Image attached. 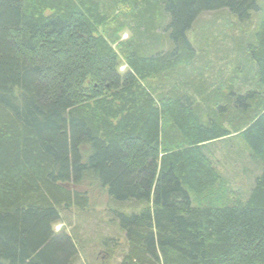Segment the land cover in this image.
I'll list each match as a JSON object with an SVG mask.
<instances>
[{
  "label": "trees",
  "instance_id": "16d2710c",
  "mask_svg": "<svg viewBox=\"0 0 264 264\" xmlns=\"http://www.w3.org/2000/svg\"><path fill=\"white\" fill-rule=\"evenodd\" d=\"M95 200L119 264H264V0H0V264Z\"/></svg>",
  "mask_w": 264,
  "mask_h": 264
},
{
  "label": "rangeland",
  "instance_id": "374dc122",
  "mask_svg": "<svg viewBox=\"0 0 264 264\" xmlns=\"http://www.w3.org/2000/svg\"><path fill=\"white\" fill-rule=\"evenodd\" d=\"M119 20L122 21L123 19L120 18ZM228 21L235 24V16H228ZM133 25L134 22H130V26ZM112 26H116L115 22ZM101 33L103 34L104 31L101 30ZM225 35L229 36L230 34L227 31ZM136 36V32L129 27L126 31L119 34L121 41H125L130 38L134 41ZM228 43L229 42L225 43V45ZM222 45L224 44L220 41V46ZM207 47H212V45L208 44ZM219 56L220 55H218V57ZM216 60L217 58L215 57L213 62ZM124 70V66H121L119 69L120 72H123ZM236 159L239 158L237 157ZM245 180L247 179L245 178ZM233 186L234 188L241 189V187L235 186V184ZM241 197L245 199L247 195ZM107 212L108 211H105L104 207L100 203V200H95L92 204V209L88 208L86 211H79L76 208H72L65 214L62 213L60 215V221L53 226L54 231L57 233L65 232L68 235H72L73 232H76L78 234L76 239L85 242V247L80 250V257L76 264H119L121 262V257L123 255L121 249L124 245V238L118 233L117 229L111 228L108 225L109 218L107 217Z\"/></svg>",
  "mask_w": 264,
  "mask_h": 264
},
{
  "label": "bare ground",
  "instance_id": "6f19581e",
  "mask_svg": "<svg viewBox=\"0 0 264 264\" xmlns=\"http://www.w3.org/2000/svg\"><path fill=\"white\" fill-rule=\"evenodd\" d=\"M261 94V93H260Z\"/></svg>",
  "mask_w": 264,
  "mask_h": 264
}]
</instances>
